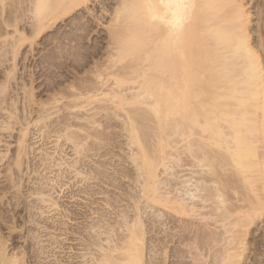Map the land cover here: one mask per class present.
<instances>
[{
    "label": "bare ground",
    "instance_id": "bare-ground-1",
    "mask_svg": "<svg viewBox=\"0 0 264 264\" xmlns=\"http://www.w3.org/2000/svg\"><path fill=\"white\" fill-rule=\"evenodd\" d=\"M7 1L10 2V0H0L3 6L6 4V7L1 5L2 7L0 8V39L5 37L3 43L6 44L3 45L2 43L3 49L8 50L7 48L9 47L7 53L12 52L13 59L11 58L12 53L9 60L7 57L9 53L5 54L6 51L4 53V50L0 49L2 50V53H0L5 54L4 56L0 54V60L5 58L8 62H12V60L15 62V58L17 60L18 57L16 56L19 55V50H21V47L25 44L24 42H27L28 39L32 40L31 38L33 37L35 39L37 37L39 38V36H43L45 33L47 34L55 25L62 23V21L65 23L67 17L82 8L83 10H88L87 13L89 15L91 14L90 18L93 17L94 20H99L101 18L95 15L96 13H92L89 8V4L96 0H30L29 6L32 4L31 6L33 7H31L32 11H30V13L33 18L29 13L27 14L31 17L28 18L33 19L34 22L32 25L30 24L29 27L24 28L26 30L23 31V26L20 27L22 28L21 30L18 27V23H20L21 20L23 22L24 18H21V20H18V18L23 16L22 9H24V12L27 9H25V4L28 6V0H11V3L14 5L10 3L8 5ZM97 1L100 2L101 0ZM107 2L110 3V1ZM241 4L239 0H121L119 4H115L117 5V9L115 7V14L117 17H115V19L114 14L113 18L115 20L112 24H109L111 26L113 25L111 31L113 46L116 49L115 52L117 51L116 55L115 53L113 54L118 59L114 58L117 60V64L118 60L119 63L120 61L122 63L129 58V62L126 63V67H124V70H126L124 74L119 75V73L122 74V70L117 74L120 78L118 84H116L119 90L121 87L126 88L129 84V88L126 89L127 92L128 90L131 91L129 94L131 93L132 95L130 94V97L127 93L129 99L127 98L126 101H130V103L126 104V102L123 101L126 96L122 94L125 88L121 89L123 92L120 90L121 93L120 91L116 92V86H114V88L110 87L111 89H115L116 87L114 96L117 99L113 96L114 98L112 99L114 100L112 104H114L116 108L120 107V111H122L124 104H130V107L134 105L139 107L140 105H147L148 108L150 107L148 113L151 109L150 114H153V117H149L148 115L147 118H149V120L152 118L153 122L155 119L158 122V126L164 125L162 126L164 129H160V133L163 132V135H167V138L164 140L162 137L163 135L159 133L162 135L159 142L160 145H162L161 149L162 147L163 150L164 147L167 149L165 148V152L158 155L160 158L157 156L158 158L154 159L156 160L154 161L153 155L150 156L148 154L149 152L151 153V150H148L139 139L140 131L138 130V134L136 126L134 127L135 122L137 123V119L129 112V114H132L131 117L127 116L132 120V123H130L131 120L127 119L129 120L127 124L130 125L128 127L130 129L132 128V130L128 128L129 131H132V135L130 132L132 137L129 136L130 143L133 145L137 143L139 145L141 143L142 145H139V151H133L130 154L133 162L131 164H133L132 166L135 168L125 170L124 174H122V172L121 175L125 179H129L131 188L132 186H134V188H129L131 189L130 191L123 193L128 204L127 206H123L125 209L121 211L117 210L109 199L107 200L106 207L112 208V211L116 210V216L120 219L111 225V219H113L111 216L112 211H110L111 214L107 213L103 215V218H106L107 223H109V227H111L110 231L112 228L117 229L119 226L120 229L123 228L124 234L123 232V235L120 234L121 231L118 232V230L117 232L115 231L116 233L112 230L116 236L115 234H112L113 236L109 235V233L106 232V235L108 234L112 236L111 238H114L113 240L111 238L109 240V237L106 236V238L108 237L107 246L103 245L104 242L102 238V244L100 240H97V243L93 246L98 247L99 250H96L97 253L101 251V256H96L98 258H96L97 264L238 263V261L235 260L240 253H243V251L241 252L239 249H243L241 246H244V240H242V237L246 235L244 231L247 232V226L250 225L249 223L252 221L253 216L256 219V214L261 207L260 202L264 201V197L260 196L258 193L264 190V147L262 153L260 151L264 145V61L261 59V54H259L261 44L258 43L257 39L251 40V34L254 32L249 24L252 23L251 15L253 17V14L251 11L248 13ZM255 4H257L259 15H264V0H256ZM7 5L10 7L7 8ZM11 5L18 10V12L15 10V13H19L20 10H22L21 15L19 14L18 16L16 13L18 18L16 17L17 19H15L19 21H16L17 23L14 21V17H12L15 14H13L14 9ZM5 9H9L10 12L12 10L13 13L11 12V14H9ZM26 11L29 12L28 10ZM7 12L10 18L6 19L3 16L6 15ZM79 15H77L76 20H82L83 22V20L86 19L84 18V14H81V17ZM10 19H13L12 21H14L16 25ZM93 19L90 21L89 19L85 20L88 22L83 24V26L81 23L78 24V27H80V25L82 26L79 29L77 27L78 31H76V28H73V31L71 30L72 32L70 33L67 31L68 34H65L67 33L65 31V35L62 36L64 38H62V40L60 39L61 41L58 40L59 43L57 44V48L63 53L65 48L67 49V47H70L68 51H74V55L77 53L76 55L81 56L83 52L78 54V52L81 51L75 48L73 44L76 45L77 42L79 45H81V43L83 44V41L87 39L90 32L92 33V26H89V22ZM94 20L91 23H93ZM20 25H22V23H20ZM24 25L28 26L27 23ZM10 28H15V31L14 29L13 31L20 34V36H14V38H12L14 39L13 41H11V38L9 40V36L11 35L10 32L12 31L10 30L9 32ZM79 31H81V33ZM49 33L50 32H48V34ZM29 35L31 37H28ZM46 37L48 41V35H44L41 42L44 41L45 43L44 39ZM50 37H52L51 34ZM32 41L30 45L34 42ZM80 41L82 42L80 43ZM49 44L50 46L52 45L51 43ZM85 46L86 45H82V48ZM5 47L7 48L5 49ZM73 47L78 49V52H75L76 50L74 49L72 51L71 48ZM46 48L49 47L47 46ZM86 49L87 48H84V50ZM59 50L57 51L59 52ZM88 50L86 52H88ZM58 54L59 53H55L53 55L56 56ZM44 56H46V54ZM57 57H60V54ZM46 59H48V56L45 60ZM67 59H69V57ZM83 59H81V61ZM53 61L54 59L52 62ZM16 63L17 61L15 64ZM48 63L50 62L48 61ZM66 63L63 62L62 64L64 65ZM82 63H84V60ZM113 63L112 66H114ZM15 64L14 66H16ZM11 69L9 72L3 73L5 75H3V79L8 83H11L14 76V67L12 70ZM100 69H98V71ZM111 76H113V74H111ZM114 77L116 78L117 76L114 75ZM31 79H33L34 83V78L32 77ZM108 79L107 77V80ZM104 84H106V82ZM90 86L89 88H91ZM2 89L3 90L0 92V106L4 103L3 101H7V93L9 94V92L6 91L8 89L5 87ZM32 89L34 88H31V90ZM31 94H29V97L32 98ZM29 97L28 99H31ZM83 98L86 97L84 96ZM118 98L124 103L120 104ZM28 99L26 100L27 102ZM115 100L120 104L119 107L115 104ZM32 101L33 100H29L28 106H31L30 102ZM6 103L5 105L3 104L1 108H5L7 106ZM108 103L110 102L108 101ZM131 104H133V106ZM41 105L43 106V104ZM78 107L79 106H76V108ZM111 107L112 106H110V108ZM142 107H140V109ZM17 108L16 106L14 109L18 110ZM5 109L1 110L3 111ZM78 109H80V107ZM125 109H123V111ZM128 109L126 110L128 111ZM127 111L126 115H129ZM101 113L103 114V112ZM43 118V120H45L47 117ZM145 118L146 117H144V119ZM10 121L11 119L9 122ZM17 121L15 122L18 124ZM19 122H21V124L23 123L22 120ZM31 122L32 121L26 123L28 128L27 126L26 129L21 128L23 134L19 138V150L16 157L12 158V161L9 157H7L8 160L6 156L0 157V167H4V170L10 167L9 171L11 172L13 171V169L11 170V166L16 165L18 168L24 166L26 157L31 160V157H29L31 154V145H28L29 140H27V137L31 136V132H29ZM39 123L40 121H37L36 125ZM7 126V130H9V126L12 128L11 125ZM84 129L85 127H82L83 131ZM84 132H87V130ZM85 137H81L79 134L76 136L67 134L65 139L69 141L73 140L80 149L84 148L80 146H84L83 142L87 141V138L91 136ZM99 138L100 137L97 139L99 140ZM99 144L101 145L100 142ZM164 144L165 146H163ZM82 150L83 149H80L77 153L83 155ZM90 150L92 149H85V152H89ZM87 156L88 155L85 157ZM54 159L55 157H53L51 153L43 154L42 162H50L47 166L45 165L46 170L53 168L52 164ZM100 166L101 168L106 167L103 164ZM30 167H32V165H30ZM160 167L163 168L161 169L162 171H159ZM37 169V167H34L33 171L37 172ZM221 169H223V171H221ZM157 170L159 173H157ZM219 170L222 173L219 172ZM103 172L104 171L101 170L98 173L96 172V174L98 176L104 175L108 179L109 185L123 189V184H121L119 178L105 175ZM12 174H15V168ZM77 175H82V173L79 172ZM10 181L9 183H3L0 188L5 194L10 193V190L13 188L14 180L10 178ZM237 181L245 184V190L242 189V191H240L242 192L241 194H246V196L244 198V196L242 197L241 195V198L240 194L236 195L239 196L236 202L232 201L235 200L232 199V195L235 193L233 191H239V189H235V187H237V183L235 182ZM138 188L140 191H138ZM44 189L43 185H37L33 192L40 197L36 200L38 207H41V204H46L49 201L45 198ZM249 192L250 194L252 192L258 193L256 197H254L256 199H253L254 201L256 200V203H260L257 204V207H255L256 205H251L252 202L247 198L250 196L248 195ZM230 194H232V198ZM125 200L118 197L117 202L122 203ZM249 202L251 203L250 205ZM164 208L169 210L171 214H168L169 212L166 214L165 210H163ZM31 211L32 210H30V214H32ZM30 222L39 224V220L35 213L32 215V220ZM221 223L222 225H220ZM114 224L117 226L114 227ZM217 224H219L220 227ZM216 225L218 227H216ZM217 229H221L222 231L219 232ZM55 230L57 231V228H55ZM31 232V240L33 242L32 249H34L35 256L39 258H41V256L45 257V255H48L47 250L49 247L44 245L41 246V240H39L41 236L37 234L38 230H32ZM85 232L86 234L84 236L86 241H83V247L84 250L89 253L83 254V258L90 256L92 254L90 251L93 248V244L90 242L92 238H88L90 237L88 227L85 229ZM117 233L120 235L117 236ZM151 234L152 236H149ZM94 239L96 240V238ZM1 240L0 264H16V260L19 262L16 258L10 259L7 257V247H5L7 243L5 240H2L6 243L4 244ZM51 240L56 241L51 242L52 244L50 246L52 247L54 244L59 243L57 238L53 236H51ZM89 242L91 244H89ZM2 243L4 244L3 246ZM54 249L55 248H53L51 252L54 251ZM239 251L240 253H238ZM151 252L153 255H151L152 259H149V261L147 255ZM240 256L237 260L241 259ZM48 258L49 256L44 259L47 260ZM12 259L16 260L12 261ZM204 259H206V261H204ZM57 261L58 260H54V262L50 261L48 264H60ZM87 263L88 262H83L81 264Z\"/></svg>",
    "mask_w": 264,
    "mask_h": 264
},
{
    "label": "rangeland",
    "instance_id": "rangeland-1",
    "mask_svg": "<svg viewBox=\"0 0 264 264\" xmlns=\"http://www.w3.org/2000/svg\"><path fill=\"white\" fill-rule=\"evenodd\" d=\"M107 1H110V3H108ZM29 2L30 0H28L27 2L28 6H29ZM100 2H102V0ZM100 2L97 0L95 2L93 1L92 3L89 4V8L92 11V13H96L95 15L100 16L101 18L100 17L99 18L102 20L100 19L94 20L93 17L90 18L91 14L89 15L87 13L88 10L86 11V10H83L82 8L81 10H79L82 13H80L79 11H76L80 15L74 12L75 14L73 13L69 17H67V20L69 21L71 20L70 23L65 18L66 20V21L64 20L65 23L62 21V23L55 25L51 30H49L48 31L50 32L49 34L48 32L47 34L46 33L44 34V35H48L49 37L48 41L49 43L52 44L51 46L46 40L47 37L44 39L45 43L47 42L46 44L44 43V41L41 42V39H43L44 35L39 36V38L37 37L35 39L33 37L31 39L34 42L30 39H28V41L30 40L29 42L28 41L24 42L25 44H23V47H21V50H19V55L16 56L18 57L17 60L15 58V62L17 61L16 64L13 60L12 62L10 61L8 62V60H5V58L1 59L2 62L0 60V88L5 87L6 89H8L6 91L9 92V94L7 93L8 95L7 101H3L4 103H2L1 106L3 107V104L5 105V103L7 102L6 103L7 106L6 107L4 106L7 109L8 106L10 105L9 106L10 109L8 108L7 110L5 108H1L0 106L1 109H5L3 111L0 109V157L6 156L7 160H8L7 157H9L11 158V161H12V158L16 157V154H18V150H19V141H20L19 138L23 134L21 132V128L26 129V126H27L26 123L32 121L31 126L29 127L30 128L29 132H31V136L27 137V140H29L28 145L29 144L31 145V148H30L31 154L29 156L31 157V160H29L30 158L26 157V159L24 160V166L20 168H18L16 165L11 166V170L13 169L14 171V168H15L14 175L12 174L13 171L11 172L9 171L10 167L7 170H4V167H0V188L3 183L11 182L10 178L11 180L12 179L14 180L13 188L10 190V193L5 194L0 190V240L1 239L5 240L7 243L6 244L4 241L1 240L4 244H6L5 247H7V254H6L7 257H9L10 259L16 258L19 260V262H17L16 259H12V261L16 260V264L17 263L18 264H21V263L22 264H39V263L48 264L50 261L54 262V260L55 261L58 260L57 262H59L60 264H66V263L81 264L83 262L84 263L88 262L87 264H97L96 263L98 259L97 257L101 256L100 254L101 251H98L99 253L96 252V250H99L98 247L97 246L93 247L95 243H97V240L98 241L100 240L101 244L104 242L103 245L107 246L108 245L107 240L108 239L110 240V238L117 232V230L118 232L121 231L120 234H122V232L124 234L123 228L120 229L119 226L117 227V229L112 228L114 232L116 231L115 233L112 230L111 232L110 231L111 227H109V223H107L106 218H103V215L110 213V211H112V208L106 207V203L108 199L111 201V203L115 205L117 210L121 211L125 209V207L123 206H127L128 203L125 200L126 198L123 195V193L126 191H130L132 188H134V186H132L131 188L129 179H125L121 175L122 172H123L122 174H124L125 170L135 168L134 166H132L133 164H131L133 162L130 157V154L133 151L135 152L139 151L138 147H140L139 145L141 144L140 143L138 145L137 143V144H134L135 145L134 146L133 144L130 143V137H132L131 136L132 131H129V130H132V128L130 129L128 127L130 125L127 124V121H129L127 119H130V118H128L127 116L131 117V115L133 114L135 118L137 119L136 120L137 123H136L134 121L135 118L132 116L134 118L133 120L135 122L134 127L136 126L137 133L140 131L139 132L140 134L138 133L140 136L139 139L144 144V146L148 148V150H151V153L148 150L146 151L149 152L148 154L150 156L153 155L154 157L153 160L158 157L160 158V156L158 155H160V153L162 152H165V150L167 149L166 147H164V150H163V147L161 149L162 145H160V142H159L162 137L164 140L167 138L166 137L167 135L166 136L163 135V132L160 133V129L163 130L164 128H162V126L164 125H160L161 126L160 127L158 126L157 124L158 122L155 119L153 122L152 118L150 120L149 118H147L148 115L149 117H153V114H150L151 109H150V112L148 113V110L150 107L148 108L147 105H140V107L143 106L140 109L139 106L134 105L135 106L134 107L133 104H131L133 107H130V104L126 105L127 103H130V101L129 102L126 101L128 98L129 92H131L129 90L127 92V89H126V88H129V84L127 83L128 86L126 88L125 87L120 88V90L122 88H125L123 89V91L126 93H124L121 90L123 92L122 93L117 87V84L120 78L117 74L121 72V70H122L121 72L122 74L119 73V75L124 74V72L126 71L124 70L125 69L124 67H126V63L129 62V58H127L122 63L121 61L119 63V60H118V64H117V60L115 59L117 57L114 56L113 54L115 53L116 55V52H117V51L115 52L116 49L113 46V39H112V32H111L113 29V25L111 26L109 24H112L114 20L116 19L115 17L117 16L115 14V7L117 9V5L115 4H119L121 0H105V1L103 0L104 3L103 2L100 3ZM239 2L242 3L241 5L245 8V10L248 13L251 11L253 14V17L251 15L252 23L249 24L253 28V32H254L253 34H251V40L257 39L258 43L261 44V48H260L261 51L259 50V54H261L260 55L261 59L264 61V25H263L264 15H261L263 17L259 15L257 4H255L256 0H239ZM7 3L8 5L9 3L13 4L11 3V0L10 2L7 1ZM106 4L108 8L106 7ZM1 5L3 6V4L2 3L0 4V8L2 7ZM8 5H7V8L10 7V6L8 7ZM25 5H26V7L24 6L25 9L27 8L26 10H28L29 12H27L26 10L24 12V9L21 8L24 13L22 12V10H20V12L17 13L18 10L13 8L14 6L12 7L11 5V7L14 9V13L12 10L11 12L15 14L14 16L12 15L11 16L14 17V19L17 17L16 16L17 14L19 16V14L21 15V12H22L23 16L22 17L20 16L19 18L17 17L18 20H21V18L22 19L24 18L27 20L26 21L23 19V22L21 20L20 23H22V25H20V23H18L19 25L17 24L19 28L23 26L22 27L23 31L26 30L24 28L29 27L30 24L32 25V23L34 22L33 19H29L31 17L33 18L32 14L30 13V11H32V8H33L31 6L32 4H30L29 7L27 6V4ZM4 6L6 7V4ZM102 7L104 8V10ZM5 10L8 11L9 14H11L9 9H5ZM15 10L17 11L16 12L17 14L15 13ZM106 10H109V11H106ZM83 11H85L87 14ZM8 12L7 14L5 13L7 16L6 15L3 16L6 19L10 18V15L8 14ZM27 13H29L31 17L28 16ZM81 14H84V16L86 14V16L84 17L86 19H84L83 22L82 20L81 21L76 20L77 15L81 17ZM113 15L115 19L113 18ZM16 19L14 20L15 22L17 21ZM88 19L89 21L93 19L95 22V23L94 22L91 23L93 20L89 22L90 24L89 26H92L91 27L92 30L90 29L92 33L90 32V34L87 36V39L84 40L85 42L83 41V44L81 43L82 41H80L81 45H79L78 42H77L78 45L76 42H74L76 43V45L73 44L74 47L78 48L79 51L81 52H78L77 51L78 49H75L74 47L71 48L72 51L74 49L76 50L75 52H78V54H81L82 52L83 54H81L80 56V55H76L77 53H75L74 55V51L73 52H70L71 50L68 51V48L70 49V47H67V49L65 48L66 52L64 51L63 52L64 54H63L61 50L57 48V44L59 43L58 40L60 39L62 40V38H64L62 36H64L65 34H68V32L69 33L72 32L73 28H76V31H78L77 30L78 24L81 23L83 26V24H86V22H88L85 20H88ZM29 20L31 21V23ZM100 22L101 23L103 22V23L101 24ZM26 23L28 24V26L24 25ZM68 24H71V25H68ZM82 26L80 25V27ZM80 27H78V29ZM22 28L20 29L22 30ZM13 29L15 31V28ZM13 29L11 28L9 29V32L10 30H12L10 32L11 35L9 36V40L11 38V41L14 40L12 39L14 38V36H18V35L20 36V34L14 32ZM65 31L66 32L68 31V32L64 34ZM79 32L81 33V31ZM50 34L54 38L56 36L57 40L56 38L54 39L50 37ZM59 35L61 36V38ZM28 37H31V36L29 35ZM0 40H2L0 41L1 47H2V48L0 47V49H3L4 47L2 46V43L5 40V37H3V39H0ZM31 41L34 44L31 43L30 45ZM5 44L6 43H3V45ZM82 45H86V46L82 48ZM47 46L49 48H46ZM79 47L81 48V50ZM6 48L7 47H5V49ZM84 48H87V49L84 50ZM113 48H114V52H113ZM7 49L8 50L3 49L4 53L6 51L5 54L9 53V52L7 53V51H9V47ZM57 50H59V52ZM87 50L88 52H86ZM1 51L2 50H0V52ZM4 53L1 54V56L2 55L4 56L5 55ZM11 53L8 54L7 56L8 59L10 58ZM52 53L53 54L59 53L60 57H57L59 56V54L54 56ZM45 54L46 56H44ZM47 54H49L50 57ZM63 55H64V58H63ZM47 56H48V59L45 60ZM82 56L84 59L82 58ZM61 57L63 60L61 59ZM68 57L69 59H67ZM11 58L13 59V53H12ZM53 59L54 61L52 62ZM81 59L84 60V63H82L83 60L81 61ZM47 60L50 63H48ZM60 62L62 63L67 62L68 64L66 63L63 65ZM12 63H14L16 66H14V64ZM112 63L114 66H112ZM108 65L111 67H109ZM11 68L14 71L12 72L15 77L13 76V80H11V83L10 82L8 83L7 81H4L5 79L3 78L5 75L3 73L9 72ZM98 69L100 70L98 71ZM111 74H113V76H111ZM114 75H116L118 79L117 77L115 78ZM32 77L34 78V81H35L34 83H33V79H31ZM107 77L109 78L108 80H107ZM30 80L32 83L30 82ZM3 81L6 83H4ZM105 82L107 85L104 84ZM103 84H104V87L102 88ZM88 85L89 86L91 85L90 86L91 88H89ZM114 86L117 87V89L115 87L117 91L115 89H111V88H114ZM2 88L0 89V92L1 90H3ZM24 88H26L27 90ZM31 88H34V89L31 90ZM114 90L116 92L120 91L123 95L126 96L125 100H123L126 102V104H124L123 106L126 109L129 108L128 111L124 107L122 108V111L119 110L120 108L119 105L121 103H124V102H121L120 101L121 99L119 98H118L119 99L118 101L120 104H118V102L115 100L117 102V103L115 102V104H117L118 105L117 107L119 108H116V106L114 107V104H112L113 103L112 101L114 100L112 98L115 97ZM30 92L31 93L33 92V93L31 94ZM25 93L28 94V97L30 96L29 94H31L32 98L29 97L31 99H28L27 94ZM84 96L86 98H83ZM27 99H28V102L26 101ZM107 99L110 103H108ZM115 99L117 98L115 97ZM29 100L34 101V102L33 101L30 102L31 106H28ZM71 101H74V102H71ZM72 103H76V104H72ZM87 103L90 105H88ZM41 104H43V106ZM81 105H82V108H81ZM16 106L18 107L17 108L18 110L14 109L16 108ZM76 106H79L80 109H78L79 107L76 108ZM110 106L112 107L110 108ZM27 107H28L29 113L27 112ZM29 108L31 109L33 108V109L31 110ZM123 109L125 110L123 111ZM100 111L103 112V114ZM126 111L128 112L127 114H129V112L132 114L126 115ZM15 114H16V117H15ZM43 117H47V118L43 120L44 119ZM144 117H146L147 119L146 118L144 119ZM10 119L12 121V122L10 121L11 123L9 122ZM20 119L22 120L23 122L22 124L25 127L21 124V122H19L21 121ZM13 120L15 121L18 120L17 122L19 125ZM37 121H40L38 125H36ZM130 123H132V120ZM6 124L11 125L12 128H10L9 126V130H7L8 126ZM3 125L4 126L6 125L5 128ZM137 126L139 129L137 128ZM82 127L83 128L85 127L84 131L87 130V132H84L82 130ZM74 131H75V134H74ZM130 132H131V135H130ZM76 133L79 134V136L81 137L91 136L90 138H87L88 139L87 141L83 142L84 146H80V147H84V148H80V149H83L82 150L83 155L77 153L78 151H80V149L79 147H77L76 143L73 140L69 141L65 139L67 137V134H70V136L71 135L76 136L77 135ZM159 133L162 134L163 136L160 135ZM98 137H100L99 138L100 141L97 139ZM99 142L101 143V145L99 144ZM261 144L259 145L262 146ZM163 146H165V144ZM263 147L264 145L260 149L261 153L264 150ZM89 148L92 150H90L89 152H85V149H89ZM45 153H51L53 154V157H55L54 162H53L54 165L52 164L53 168L50 170L45 169L46 168L45 165L47 166L48 163L50 162H45L46 164L43 163L44 161L42 162V157H43V154ZM86 155L88 156L85 157ZM157 160H160V159H157ZM30 161H31V164H30ZM102 164L105 165L106 167L101 168L100 165ZM30 165H32V167H30ZM34 167L38 168L37 172L33 171ZM161 169L163 168L160 167L159 171H162ZM101 170L104 171L103 174L105 175H110V176L119 178L121 184H123V189L115 188L109 185V181L104 175L98 176L96 172L98 173ZM159 171L157 170V173H159ZM221 171H223V169H221ZM221 171L219 170V172ZM79 172H81L82 175H77ZM235 183H237L236 185L237 187H235V189L237 190L239 189V191H233L235 193H233V195L230 194V196L231 195L233 196V198L232 196L231 198L235 199L232 201H236L238 199L239 196H236V195L240 194V197L242 195V197L244 196V198L246 196V194H241L242 193L241 191L242 189H244L245 184H242L241 182L239 183V181ZM37 185H43V187L45 188L44 189L45 198L49 200L46 204H41V207H38V205L36 204V200H38V198L40 197L37 196V194L33 193ZM138 191H140L139 188H138ZM263 192L261 190V192L259 191L258 193L260 194V196L264 197ZM252 193L250 194L249 192L248 195L250 196L247 197L249 201L252 202V204L249 202V205L250 204L254 206L256 205L255 207H257L258 206L257 204L259 202L256 203L255 202L256 200L254 201L253 199H256L254 197H256L258 193H254V192ZM118 197H120L122 200H125V201H123L122 203H118L117 202ZM263 202H260L261 204L259 203L262 208L260 207L261 208L260 210V208L258 207L259 210L256 214L257 215L256 219L253 216L252 221L250 220L251 221L249 223L250 225L247 226L248 228L246 229L247 232L244 231V233H246L247 236L245 235V237H242L243 238L242 240H244V243H243L244 246H241V248L243 247V249H239L241 252L243 251V253L241 254L240 251L238 252L241 254L242 257L239 254L241 259L237 260V258L239 259V256H238L235 260V261H238V263L233 262L234 264H264V205H263L264 203ZM53 204H56V205H53ZM30 210H32L31 211L32 214H30ZM163 210H165L166 214L167 212H169L168 214H171L169 210L165 208ZM34 213L37 215L39 224L30 222L32 220V215H34ZM116 215H117V211L113 210L112 215H111L113 218L111 219L112 220L110 223L111 225H113L112 223H115L117 220L120 219ZM217 225L219 226V224ZM217 225L216 227H218ZM220 225H222V223ZM116 226L117 225L114 224V227ZM87 227H88V232L90 235V237L88 238L89 239L92 238L90 239V242L93 244L92 245L93 248L91 247L92 250L90 251L92 254L91 255L89 254L90 256H87V258H83L82 257L83 254L89 253L85 251L83 247V243H84L83 241L86 239L84 236L86 234L85 229ZM55 228H57V231L55 230ZM32 230L34 231L38 230L37 234H40L41 236L39 238V240H41V246L44 245V246L49 247L47 250L48 255H45V257L49 256L47 260L44 259L45 258L44 256H41V258L35 256L34 249H32L33 248L32 247L33 242L31 240ZM218 231L221 232L222 230L220 229ZM106 232L109 233V235H112V234L113 235L112 236H109L108 234L106 235ZM120 234L117 233V236ZM51 236L57 238V240L59 241V243L54 244L53 247L50 246L52 244L51 242H56V241H52ZM106 236H108L109 238L107 237L108 238L107 239ZM149 236H152V234ZM94 238H96V240ZM101 238L103 242L101 241ZM111 239L113 240L114 238H111ZM90 242L89 244H91ZM3 243H2V246L4 245ZM53 248L55 249L54 251L51 252ZM151 255H153L152 252L148 253L147 255L148 260L152 259ZM204 261H206V259H204Z\"/></svg>",
    "mask_w": 264,
    "mask_h": 264
}]
</instances>
